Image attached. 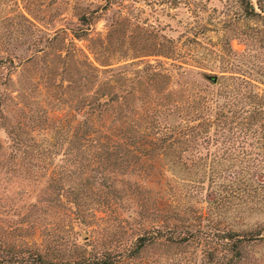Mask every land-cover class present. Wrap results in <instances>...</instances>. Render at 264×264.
<instances>
[{"label":"trees","instance_id":"16d2710c","mask_svg":"<svg viewBox=\"0 0 264 264\" xmlns=\"http://www.w3.org/2000/svg\"><path fill=\"white\" fill-rule=\"evenodd\" d=\"M225 1L235 2L254 22L241 33L243 51H235L228 36L220 47L190 39L191 54L176 57L171 55L178 45L171 39L146 45L149 55L164 52L165 58L178 60V68L198 64L204 71L197 75L206 82L193 96L186 85V102L172 103L175 92L164 95V184L157 170L150 176L157 183L153 189L125 177L147 167L141 159L147 152L136 145L130 123L113 120L118 107L132 101L127 71L114 72L99 95L87 100L88 118L72 126L70 147L59 165L57 145L48 136L39 141L32 135L50 134V120L42 129L26 116L4 125L10 143L6 154L0 144V264H164L162 258L189 264L192 247L202 254L192 264H264V257L252 258L248 249L264 244V218L251 220L264 217V0ZM127 33L114 41L120 56L126 54ZM86 34L74 31L78 38ZM172 76L164 71L166 83ZM97 107L113 114L108 130L113 137L121 132L120 140L110 133L87 134H95L90 119ZM160 155L151 158L160 162ZM91 168L95 173L87 177ZM46 174L49 182L42 186ZM24 194L18 204L17 196ZM124 196L141 206L138 226L123 216L122 209L130 208L119 198ZM190 218L194 223H186ZM163 228L164 240L156 234ZM163 247L165 253L149 258L152 248Z\"/></svg>","mask_w":264,"mask_h":264},{"label":"rangeland","instance_id":"374dc122","mask_svg":"<svg viewBox=\"0 0 264 264\" xmlns=\"http://www.w3.org/2000/svg\"><path fill=\"white\" fill-rule=\"evenodd\" d=\"M198 20L203 24H198ZM114 23H119L117 26L120 27L110 39L109 32ZM253 25V21L244 18L235 2L225 0H0L2 153H7L10 143L5 124L15 123L18 118L26 116L42 129L50 120L54 125L50 134L38 130L32 135H36L39 141L48 136L57 145L59 155L55 163L59 165L63 153H67L70 147L72 126L88 118V112H84L88 109L87 100L99 95L97 92L104 88L112 74L122 70L133 79L132 101L127 108L119 106L114 118L112 113L101 112L97 107L90 119L95 134L92 131L87 134H109L111 131L107 125L114 123L112 118L120 119L123 124L128 121L139 150L147 152V156L143 154L141 157L147 167H138L132 175L125 177L140 187L153 189L157 183L150 176L157 170V180L164 184V154L160 155L164 152V95L175 92L178 97L172 95V103L177 100L186 102V85L193 96L194 92L205 87L206 82L197 75L204 71L198 64L190 62L178 68V60L165 58L164 52L149 55L151 52L146 45L171 39L178 45L171 55L176 57L191 54L193 48L190 45L194 44L188 43L190 39L220 47L222 39L228 36L232 39L233 49L241 52L245 48L241 33L249 31ZM143 28H148L152 34H144ZM123 30L128 32L123 43L126 54L120 56L116 53L114 41L123 40ZM74 31L87 34L78 38ZM162 45L160 49H163ZM164 71L173 75L169 84L164 81ZM142 75H145L144 79ZM73 114L75 117H71ZM121 137L118 132L113 138L120 140ZM155 154L162 158L160 162L151 158ZM94 173L91 168L85 175L89 177ZM166 175L171 176V173L166 171ZM48 182L46 174L40 183L47 186ZM70 185L74 186L71 182L65 183L66 187ZM116 186L122 189L124 184L117 181ZM24 198L25 194L18 195L16 202L23 203ZM119 198L130 207L122 209L123 216L138 226L140 204L137 201L130 204L126 196ZM262 218L254 216L251 220ZM191 219L186 223H194ZM156 234L164 240V228L161 234ZM248 249L252 258L264 257V244L249 245ZM150 252L152 256L149 258L152 259L166 250L164 247L163 250L152 248ZM191 253L192 262L195 257L201 258L200 247H192ZM162 259L164 264L172 262Z\"/></svg>","mask_w":264,"mask_h":264}]
</instances>
